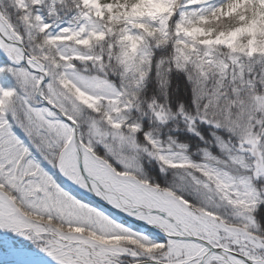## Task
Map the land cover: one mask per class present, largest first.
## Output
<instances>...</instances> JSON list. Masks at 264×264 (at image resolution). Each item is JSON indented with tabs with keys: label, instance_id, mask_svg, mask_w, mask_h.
<instances>
[{
	"label": "snow or ice",
	"instance_id": "1",
	"mask_svg": "<svg viewBox=\"0 0 264 264\" xmlns=\"http://www.w3.org/2000/svg\"><path fill=\"white\" fill-rule=\"evenodd\" d=\"M2 264H264V0H0Z\"/></svg>",
	"mask_w": 264,
	"mask_h": 264
},
{
	"label": "water",
	"instance_id": "2",
	"mask_svg": "<svg viewBox=\"0 0 264 264\" xmlns=\"http://www.w3.org/2000/svg\"><path fill=\"white\" fill-rule=\"evenodd\" d=\"M0 264H2V261H0Z\"/></svg>",
	"mask_w": 264,
	"mask_h": 264
}]
</instances>
